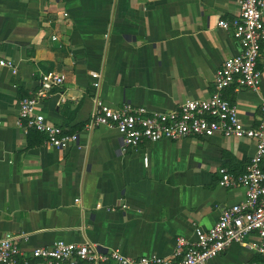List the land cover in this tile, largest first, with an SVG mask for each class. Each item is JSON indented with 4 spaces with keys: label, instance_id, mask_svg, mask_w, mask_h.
I'll list each match as a JSON object with an SVG mask.
<instances>
[{
    "label": "crops",
    "instance_id": "0c3cea01",
    "mask_svg": "<svg viewBox=\"0 0 264 264\" xmlns=\"http://www.w3.org/2000/svg\"><path fill=\"white\" fill-rule=\"evenodd\" d=\"M238 12L237 0H0V52L18 67L16 74L0 67V237L24 235L25 255L64 240L170 256L176 237L192 239L196 226L211 227L222 208L242 201L244 187L220 185L218 169L243 173L256 149L251 139H159L123 151L116 129L83 130L95 92L111 107L159 111L207 98L216 69L240 51L232 28L217 21ZM258 68L257 91L223 90L251 127L261 118L264 55ZM51 71L65 80L36 110L79 133L62 148L29 145L16 124L19 99ZM90 71L101 74L96 90ZM245 242L255 245L257 234ZM259 260L253 247L233 242L206 264Z\"/></svg>",
    "mask_w": 264,
    "mask_h": 264
},
{
    "label": "built area",
    "instance_id": "2783aa9c",
    "mask_svg": "<svg viewBox=\"0 0 264 264\" xmlns=\"http://www.w3.org/2000/svg\"><path fill=\"white\" fill-rule=\"evenodd\" d=\"M238 16L228 21L220 18L217 25L232 28V35L240 45V51L226 58L216 69L212 91L207 98H190L165 111L149 110L144 106L123 104L111 107L104 103L97 92L93 107L83 130L90 132L98 126L116 129L122 137V150L136 147L143 141L159 139L178 140L185 137L248 138L256 149L249 158L243 173L231 174L226 168L218 169L220 185L242 186L245 198L239 203L222 208L217 222L207 229L194 228L192 239L176 237L170 256L150 254L139 257L124 255L119 248L100 251L90 242L73 243L56 240L49 246L36 247L25 255L19 246L24 235L7 233L0 237V264H206L223 253L233 242L254 248L260 260L246 264H264V95L257 125L246 126L242 122L237 105L223 96L227 87L248 88L257 91L261 80L259 58L264 55V0H237ZM55 39V37H53ZM0 67L16 74L15 62L0 52ZM92 86L98 89L101 74L90 71ZM65 75L57 72L41 73L37 88L18 101L16 124L25 133L35 130L42 133V142L54 148H62L69 142L76 143L79 133L50 124L36 110L39 101L59 87ZM147 167L148 159L144 158ZM255 232L258 242L248 245L245 238Z\"/></svg>",
    "mask_w": 264,
    "mask_h": 264
},
{
    "label": "trees",
    "instance_id": "16d2710c",
    "mask_svg": "<svg viewBox=\"0 0 264 264\" xmlns=\"http://www.w3.org/2000/svg\"><path fill=\"white\" fill-rule=\"evenodd\" d=\"M69 132H73L72 130H68ZM43 134L35 131V130H29L27 132V142L29 145L31 144H39L43 140Z\"/></svg>",
    "mask_w": 264,
    "mask_h": 264
}]
</instances>
